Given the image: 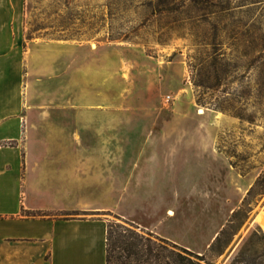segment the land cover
I'll return each mask as SVG.
<instances>
[{
	"label": "rangeland",
	"instance_id": "374dc122",
	"mask_svg": "<svg viewBox=\"0 0 264 264\" xmlns=\"http://www.w3.org/2000/svg\"><path fill=\"white\" fill-rule=\"evenodd\" d=\"M25 35L36 103L95 106L117 153L149 146L137 142L144 137L191 135L203 143L191 144L195 157L220 162L195 175L205 183L195 179L191 193L206 198H191V233L179 229L189 218L172 201L178 218L167 235L198 254L225 229L214 252L212 243L199 254L209 264H231L253 232L264 254V186L248 195L264 174V0H25ZM224 162L244 179L237 192L223 185ZM114 194L104 211L59 216L131 226L119 209L134 200ZM231 196L244 197L235 208Z\"/></svg>",
	"mask_w": 264,
	"mask_h": 264
},
{
	"label": "crops",
	"instance_id": "0c3cea01",
	"mask_svg": "<svg viewBox=\"0 0 264 264\" xmlns=\"http://www.w3.org/2000/svg\"><path fill=\"white\" fill-rule=\"evenodd\" d=\"M26 42L25 0H0V264H107L108 220L59 213L104 211L116 191L134 200L129 211L119 209L125 218L191 249L167 235L164 226L178 218L172 201L182 202L189 218L178 228L191 233V198H206L191 193L197 179L205 183L195 175L220 162L195 157L191 144L202 142L191 135L144 137L137 142L149 146L140 151L115 152L116 137L100 136L95 106L35 102V58ZM109 123L105 127L113 128ZM222 166L223 185L237 192L244 179L229 164ZM234 197L225 203L236 208L244 196ZM136 207L148 220L138 218Z\"/></svg>",
	"mask_w": 264,
	"mask_h": 264
},
{
	"label": "trees",
	"instance_id": "16d2710c",
	"mask_svg": "<svg viewBox=\"0 0 264 264\" xmlns=\"http://www.w3.org/2000/svg\"><path fill=\"white\" fill-rule=\"evenodd\" d=\"M264 186V174L255 186ZM247 199L243 202L246 205ZM243 208L234 214H239ZM129 223V222H128ZM126 226L110 222L107 232V264H209L205 255H199L151 232H139L134 223ZM225 229L210 247L214 252ZM262 242V240H261ZM257 232H253L231 264H264V254H259Z\"/></svg>",
	"mask_w": 264,
	"mask_h": 264
},
{
	"label": "bare ground",
	"instance_id": "6f19581e",
	"mask_svg": "<svg viewBox=\"0 0 264 264\" xmlns=\"http://www.w3.org/2000/svg\"><path fill=\"white\" fill-rule=\"evenodd\" d=\"M202 112V111H201ZM261 219L263 220V225H264V214L261 215Z\"/></svg>",
	"mask_w": 264,
	"mask_h": 264
}]
</instances>
